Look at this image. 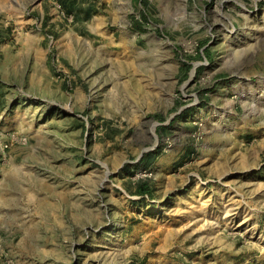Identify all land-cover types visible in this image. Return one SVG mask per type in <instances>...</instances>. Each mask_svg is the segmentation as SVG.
<instances>
[{
    "label": "rangeland",
    "instance_id": "374dc122",
    "mask_svg": "<svg viewBox=\"0 0 264 264\" xmlns=\"http://www.w3.org/2000/svg\"><path fill=\"white\" fill-rule=\"evenodd\" d=\"M16 3L0 264H264V0Z\"/></svg>",
    "mask_w": 264,
    "mask_h": 264
},
{
    "label": "trees",
    "instance_id": "16d2710c",
    "mask_svg": "<svg viewBox=\"0 0 264 264\" xmlns=\"http://www.w3.org/2000/svg\"><path fill=\"white\" fill-rule=\"evenodd\" d=\"M85 0H60L61 6L63 8V10L67 15L73 14L75 19H90L93 17L94 14H96L98 12V7L94 4V3H90L87 7L82 8V3ZM83 14V16H80L81 14ZM154 155V156H151ZM157 155V153H152L149 154V156L144 155L143 156V160H145L146 158L149 159V157L152 159L149 161V163H151L153 161V157H155ZM150 191L148 186H142L140 185V187L138 188V192L139 193H146Z\"/></svg>",
    "mask_w": 264,
    "mask_h": 264
},
{
    "label": "crops",
    "instance_id": "0c3cea01",
    "mask_svg": "<svg viewBox=\"0 0 264 264\" xmlns=\"http://www.w3.org/2000/svg\"><path fill=\"white\" fill-rule=\"evenodd\" d=\"M16 5H17L16 0H0V7H8V8H10V7H15ZM71 15H73V14H71ZM94 15H96V14H94ZM80 16H83V14H81ZM82 20H85V19L82 18Z\"/></svg>",
    "mask_w": 264,
    "mask_h": 264
},
{
    "label": "built area",
    "instance_id": "2783aa9c",
    "mask_svg": "<svg viewBox=\"0 0 264 264\" xmlns=\"http://www.w3.org/2000/svg\"><path fill=\"white\" fill-rule=\"evenodd\" d=\"M58 5H59V7H62L60 3Z\"/></svg>",
    "mask_w": 264,
    "mask_h": 264
}]
</instances>
